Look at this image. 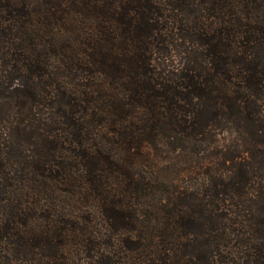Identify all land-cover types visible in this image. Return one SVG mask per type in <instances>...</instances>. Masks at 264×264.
Returning a JSON list of instances; mask_svg holds the SVG:
<instances>
[{
    "label": "trees",
    "instance_id": "trees-1",
    "mask_svg": "<svg viewBox=\"0 0 264 264\" xmlns=\"http://www.w3.org/2000/svg\"><path fill=\"white\" fill-rule=\"evenodd\" d=\"M0 264H264V0H0Z\"/></svg>",
    "mask_w": 264,
    "mask_h": 264
}]
</instances>
